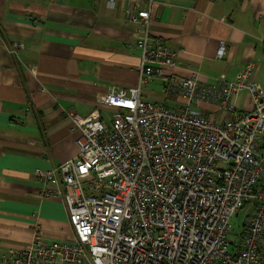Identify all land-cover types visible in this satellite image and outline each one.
I'll use <instances>...</instances> for the list:
<instances>
[{
  "label": "built area",
  "instance_id": "obj_1",
  "mask_svg": "<svg viewBox=\"0 0 264 264\" xmlns=\"http://www.w3.org/2000/svg\"><path fill=\"white\" fill-rule=\"evenodd\" d=\"M126 12L138 25L136 87L111 88L100 98L108 122L97 109L84 117L68 112L78 131L76 157L33 171L43 185H54L44 195L62 198L74 238L42 242L35 225L32 240L11 248L0 264H264L263 163L256 152L264 86L250 80L251 64L233 81L219 77L210 85L195 74L167 73L177 56L151 34L148 9ZM22 48L14 42L8 51L17 56ZM153 76L189 106L142 100L140 88ZM240 90L248 91L251 108L221 124L190 107L218 101L232 111L230 97ZM247 202L251 211L234 243L229 221Z\"/></svg>",
  "mask_w": 264,
  "mask_h": 264
},
{
  "label": "crops",
  "instance_id": "obj_2",
  "mask_svg": "<svg viewBox=\"0 0 264 264\" xmlns=\"http://www.w3.org/2000/svg\"><path fill=\"white\" fill-rule=\"evenodd\" d=\"M113 1L108 8L106 0H0V257L29 243L35 225L42 242L74 238L62 198L44 195L54 185L33 171L76 157L78 131L68 112L84 117L97 109L105 122L100 98L111 88L136 87L138 25L126 9H148L151 34L177 56L167 73L195 74L210 85L219 77L233 81L251 64L250 80L264 86V0ZM14 42L23 44L17 56L8 51ZM140 98L169 109L188 105L159 76L140 88ZM230 104L232 111L218 101L190 107L221 124L251 108L248 91L233 94ZM258 147L264 134L260 153Z\"/></svg>",
  "mask_w": 264,
  "mask_h": 264
},
{
  "label": "rangeland",
  "instance_id": "obj_3",
  "mask_svg": "<svg viewBox=\"0 0 264 264\" xmlns=\"http://www.w3.org/2000/svg\"><path fill=\"white\" fill-rule=\"evenodd\" d=\"M171 100H174V98H172ZM173 108H175V107H172V109ZM191 108H195V107L191 106ZM175 109H177V107ZM101 113H102V116H103L105 122H108L107 110L103 109L101 111ZM258 150H260V153L259 152L258 153L262 157L263 170H262V180H261V182L264 184V148H259L258 147ZM250 211H251V203L247 202V203L244 204L243 207H241L237 211V213H235L231 217V219L229 221V224H230V229H229V234H228L229 240L233 241L234 243L237 241L238 236H239V234L242 231L243 224H244L246 218L249 216ZM214 264H216V263H214Z\"/></svg>",
  "mask_w": 264,
  "mask_h": 264
}]
</instances>
